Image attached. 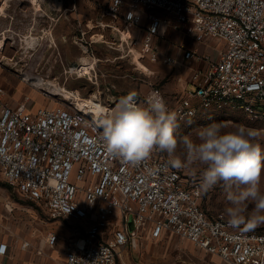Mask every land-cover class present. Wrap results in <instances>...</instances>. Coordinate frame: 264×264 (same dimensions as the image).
<instances>
[{"label": "built area", "instance_id": "1", "mask_svg": "<svg viewBox=\"0 0 264 264\" xmlns=\"http://www.w3.org/2000/svg\"><path fill=\"white\" fill-rule=\"evenodd\" d=\"M24 1L31 10L28 27L1 30L2 47L10 42L14 48L17 40L22 44L34 32L46 30V21L51 28L78 13L80 2ZM94 1L99 5L96 18L78 20L72 39L83 54L96 57L93 45L104 43L132 59L171 65L174 59L161 56L153 40L162 27L181 31L191 25L197 41L215 39L225 48L217 62L193 74L194 89L184 92L173 110L177 119L185 122L202 109H214L227 118L264 123V0ZM143 13L149 26L137 50L131 31L141 25ZM102 31L116 33L118 40L106 42ZM194 58L185 53V60ZM102 85L98 96L60 99L54 107L35 110L26 102L10 105L0 87V180L43 205L54 220L89 223L86 235L67 245L64 264H120V248L136 237L129 233L130 218L136 231L148 226L154 237L178 235L223 264H264V231L245 230L223 216L206 214L200 182L189 183L161 151L136 163L107 152L101 120L120 101L106 77ZM150 96L161 97V91L152 88L146 102ZM47 242L54 248L58 237L51 233ZM6 251L1 245L0 254Z\"/></svg>", "mask_w": 264, "mask_h": 264}, {"label": "rangeland", "instance_id": "2", "mask_svg": "<svg viewBox=\"0 0 264 264\" xmlns=\"http://www.w3.org/2000/svg\"><path fill=\"white\" fill-rule=\"evenodd\" d=\"M78 20L81 18L72 19L73 37L77 34ZM63 24V20L57 23L59 31L54 38V43L34 35V38H38L35 40L34 47H29L24 43L20 44L17 40L16 47L10 48L9 42L0 51V87L10 105L14 106L26 102L32 110H35L40 107H54L60 103V99H63L62 96L39 90L37 88L39 82L35 85L36 78H43L58 84V86L72 92L74 98L88 99L98 96L103 90L102 83L105 81V77L108 80L112 74L110 64L100 63L97 56L92 58L83 54L79 47L73 43V38H61L65 32V29L61 28ZM66 32H68V28ZM84 55L90 57L91 67L89 73H86L91 75L78 77L75 75V65L80 63V59ZM159 63L161 62H149L148 64L157 65ZM168 82L167 77L156 83L153 88L163 90L160 98H163L167 108L173 111L182 94L165 92ZM113 92L117 101L120 102L122 98L127 96L117 93L115 89ZM132 97L138 100V105L146 106L147 102L144 95ZM117 104L118 102L112 105L116 107ZM212 123L222 124L225 131L234 130L239 126L252 130L255 133L252 143L259 144L264 150V123L237 116L227 118L214 109H202L196 117L185 122L177 119L176 135L178 138L189 136L193 142H198V131ZM162 153L169 162L172 157H169L166 152ZM175 157L186 161V154L179 144ZM171 167L173 166L171 165ZM204 168L205 165L194 163L184 168L175 169L180 170L183 178L189 183L200 182L201 184ZM261 191H264V172L261 176ZM228 206L229 203L222 184H217L208 192L203 191L201 207L210 217L223 216L228 220L225 212ZM248 207L250 211L252 205L250 204ZM132 220L134 221L133 218H130L128 223L129 233L132 236L136 235V237L120 248V264H223L219 257L205 254L178 235L166 233L160 237H154L152 228H148V226L136 231L135 224L134 227L130 225ZM0 221L8 236H13L15 239L30 237L34 243H41L46 241L49 234L56 235L59 241L51 249V252L53 255L60 253L61 261L55 257L57 263L60 264H63L67 245L76 240L79 234L85 236L89 229L88 222L75 219H52L43 205L25 198L1 180ZM239 226L245 230L264 231V224L255 228H250L247 223Z\"/></svg>", "mask_w": 264, "mask_h": 264}, {"label": "clouds", "instance_id": "3", "mask_svg": "<svg viewBox=\"0 0 264 264\" xmlns=\"http://www.w3.org/2000/svg\"><path fill=\"white\" fill-rule=\"evenodd\" d=\"M101 127L107 152L127 162H139L159 150L172 157L169 163L178 169L194 163L205 165L200 187L208 192L222 184L229 203L225 209L228 223H247L250 228L264 224V150L252 143V130L239 126L225 131L222 124L212 123L198 131V142L189 136L178 138L176 113L167 108L163 98L150 96L146 106H141L131 95L102 118ZM178 144L186 161L175 157Z\"/></svg>", "mask_w": 264, "mask_h": 264}, {"label": "crops", "instance_id": "4", "mask_svg": "<svg viewBox=\"0 0 264 264\" xmlns=\"http://www.w3.org/2000/svg\"><path fill=\"white\" fill-rule=\"evenodd\" d=\"M105 1L103 2L105 3ZM98 7L99 5L94 0H80L78 13L69 14L68 18L62 19L64 24L61 28H64L65 32L68 28V32H64L61 38L72 39V19H75V17H80L83 21L95 19ZM30 14L29 4L24 0L10 2L8 0H0V31L9 27L17 30H26ZM159 15L163 16L162 14ZM48 25V21H46L44 24L46 30L34 32L33 35L42 37L46 36L48 32L55 38L59 31V24L51 28H48ZM117 26L121 32L122 23L119 22ZM148 26L149 21L146 14L143 13L141 25L131 31L132 38L139 42L135 49L141 50L140 45L147 35ZM100 33L103 34L106 42L111 39L118 40L116 33L111 34L109 31ZM92 34L88 36L89 40ZM153 45L158 49L161 56L173 58L174 63L171 65L162 62L157 65L148 64L150 61L146 58L132 59L130 55L121 53L116 49H110L104 43L94 44L93 48L99 62L109 63L111 66L112 74L107 82L111 84L117 93L127 96H146L156 83L167 77L169 82L165 92L184 94L186 91H192L194 89L192 83L193 74L198 71H204L211 64L217 62L225 48L223 42L215 39L207 38L203 41H197L191 25L183 27L181 31L162 27L159 34L155 36ZM189 51L194 54V60H185V53ZM161 91L163 92L162 89ZM5 231L0 221V246H7L6 254H0V264H60L55 259L56 257L61 261L60 253L58 255H55L56 253L52 254L51 249L53 248L49 247L47 239L41 243H34L30 237L15 239L13 236H8ZM64 262L65 257L63 264Z\"/></svg>", "mask_w": 264, "mask_h": 264}, {"label": "bare ground", "instance_id": "5", "mask_svg": "<svg viewBox=\"0 0 264 264\" xmlns=\"http://www.w3.org/2000/svg\"><path fill=\"white\" fill-rule=\"evenodd\" d=\"M39 38H41L43 40H46L47 39L50 42L51 41H54L53 35L51 33H48V32L46 33V36H42V37H39ZM35 40H36V38H34L33 36L27 37L24 40L25 41L24 44H26L29 47H34V45L36 43ZM2 46H3V42H0V51H2V48H3ZM89 58L87 56H85V55L81 57L80 63L82 65V68L80 70L77 69V68H75V73L82 74L83 72L85 73V72H88L89 71V68L91 67V61H89ZM38 82H39V84H38V87L37 88L39 90H41L43 92H46V93H52V94H55L57 96H62L63 100L66 101V102H69L71 100H77V99H79V98H74L75 96H74V94L72 92L64 89L63 87L58 86V84H54L51 81H48V80L46 81L43 78H41V79H37L36 78L35 79V85ZM97 109L100 110V109H103V108L100 107V106H97Z\"/></svg>", "mask_w": 264, "mask_h": 264}, {"label": "water", "instance_id": "6", "mask_svg": "<svg viewBox=\"0 0 264 264\" xmlns=\"http://www.w3.org/2000/svg\"><path fill=\"white\" fill-rule=\"evenodd\" d=\"M135 222L132 220L130 225L134 227Z\"/></svg>", "mask_w": 264, "mask_h": 264}]
</instances>
